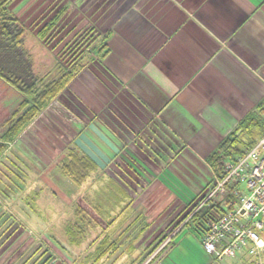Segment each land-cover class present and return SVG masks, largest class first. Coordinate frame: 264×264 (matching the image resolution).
Listing matches in <instances>:
<instances>
[{
    "label": "crops",
    "instance_id": "0c3cea01",
    "mask_svg": "<svg viewBox=\"0 0 264 264\" xmlns=\"http://www.w3.org/2000/svg\"><path fill=\"white\" fill-rule=\"evenodd\" d=\"M123 6L106 30L107 55L84 67L59 97L63 106L52 109L66 112L63 128L91 149L122 150L127 169L145 177L146 190L196 185L205 193L196 178L200 168L209 176L205 187L216 179L204 159L264 99V0H129ZM51 121L39 143L48 149L58 142ZM34 136L14 143L27 160L35 158ZM132 139L133 146L123 147ZM159 146L163 157H173L162 166L148 156L158 159L152 151ZM179 159L191 162V182L180 179ZM201 236L184 228L153 264H249L244 257L212 260Z\"/></svg>",
    "mask_w": 264,
    "mask_h": 264
},
{
    "label": "rangeland",
    "instance_id": "374dc122",
    "mask_svg": "<svg viewBox=\"0 0 264 264\" xmlns=\"http://www.w3.org/2000/svg\"><path fill=\"white\" fill-rule=\"evenodd\" d=\"M128 1L10 0L11 13L27 30L24 47L31 59L32 75L55 76L56 66L67 65L66 62L75 51L72 46L80 43L84 36H90L79 51L84 66L100 63L102 60L94 48L105 37L111 20L124 8L123 3L127 4ZM62 6H67L66 13L47 40H40L37 32ZM65 89L18 136L25 140L24 137L28 139L34 136L33 133H39V136H34L37 144L32 143V157L35 158L28 157L27 160L21 157L14 147L16 140L8 144L0 155V264H137L154 238L165 233L167 238L142 264L159 262L157 259L162 253L160 251L172 241L169 238L179 231L174 233L172 224L168 223L180 221L187 216L193 209L195 197L204 192H199L196 185L183 191L178 186H173L172 190L167 187L165 191L162 189L163 185L158 184L159 187L150 186L146 190L141 186L144 177H140L139 171L132 170L133 165H129L130 170L127 169L128 162L120 153V147L116 146L118 152L101 154L78 138H73L62 125L64 123L68 127L69 117L67 119L66 112L58 113L51 106H63L59 97L65 95ZM21 100L22 97L16 91L0 80V133L16 112ZM67 110L72 112L71 108L67 107ZM48 121H51L53 129L56 127L54 133L58 138V142H50V149L47 148L48 145L39 144L48 133ZM134 142L135 139H132L128 141L130 145L126 143L123 147L130 148ZM159 148L151 150L155 153L157 151L158 159L154 155L148 156L162 166L167 164L171 156L163 157L164 150L160 146ZM70 149L90 160L93 157L96 164V170L81 185H76L59 171L61 160ZM178 162L180 179L183 175L191 182L192 175L194 178L197 176L199 187L207 190L211 187H205L209 179L207 171L200 168L202 176H195L189 164L191 162L180 159ZM204 162L206 163V159ZM154 178L161 182V178ZM170 182L176 183L174 180ZM108 192L111 195L116 192L117 195L112 198ZM85 197L102 202L110 208L111 213L112 210L114 212L103 227L92 229L85 239L71 245L66 228L77 221L75 209ZM183 201L186 206L182 210ZM112 217L113 222L106 225ZM189 228L193 229L192 226ZM105 235L109 243L116 242L117 248L111 249L112 252L107 257L94 263L90 254Z\"/></svg>",
    "mask_w": 264,
    "mask_h": 264
},
{
    "label": "trees",
    "instance_id": "16d2710c",
    "mask_svg": "<svg viewBox=\"0 0 264 264\" xmlns=\"http://www.w3.org/2000/svg\"><path fill=\"white\" fill-rule=\"evenodd\" d=\"M9 3L10 0H0V80L16 91L22 97V100L16 112L5 123L4 130L0 133V155L5 151L8 144L17 140L23 130L61 94L74 77L85 67L82 62L83 57L81 53L79 54V51L90 38V36L88 38L84 36L80 43L72 46V50H75L73 51L72 57L66 62V66H56L57 72L55 76L51 74L43 76L32 75L30 66L31 59L24 47V36L27 30L11 13ZM66 11L67 6H62L40 28L37 32V37L40 40H45L53 32L56 24H58ZM107 38L108 32L105 34V37L101 38L100 44L94 48L95 53L100 59H103L108 53ZM263 136L264 99L256 105L253 111L243 117L230 134L207 156L206 163L215 179H221L223 177L226 162L236 161ZM95 170L96 164L92 159L90 160L78 155L73 149H70L66 153V156L61 160L59 165L60 173L76 185L84 183ZM211 182L212 184L210 186H213L214 181L210 180ZM207 185L209 186V184ZM108 194L112 198H115L117 195L116 192L112 193V195L109 192ZM203 194H198L195 197L192 205L193 209L187 216L183 217L182 220L180 219V221L168 223L172 224L174 233L177 230H179L177 231L178 233L184 228L191 226L195 232L199 234L203 233L206 222L212 215L211 207L206 205L194 212ZM185 206L182 205V210ZM113 212L114 210L111 213L110 208L98 200H90L88 197L83 198L75 209L74 216L77 221L66 228L70 244L75 245L85 239L92 229L103 227V224L113 215ZM113 218L106 225L111 224L114 220ZM177 233L169 239L172 240ZM166 238L167 235L165 233L157 235L142 254L143 257L141 256L142 259L137 264H142ZM116 246V242L109 243V239L105 235L98 242L90 257L93 258L94 263L99 262L103 257H107L109 252H112L111 249H116ZM164 249L165 247L160 252H163Z\"/></svg>",
    "mask_w": 264,
    "mask_h": 264
},
{
    "label": "built area",
    "instance_id": "2783aa9c",
    "mask_svg": "<svg viewBox=\"0 0 264 264\" xmlns=\"http://www.w3.org/2000/svg\"><path fill=\"white\" fill-rule=\"evenodd\" d=\"M204 205L212 215L200 245L209 258L244 257L249 264H264V136L236 161L225 163L223 177L203 194L194 212Z\"/></svg>",
    "mask_w": 264,
    "mask_h": 264
}]
</instances>
